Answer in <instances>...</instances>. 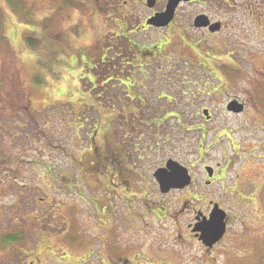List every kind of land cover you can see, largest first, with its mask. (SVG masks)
Instances as JSON below:
<instances>
[{
    "label": "rangeland",
    "instance_id": "1",
    "mask_svg": "<svg viewBox=\"0 0 264 264\" xmlns=\"http://www.w3.org/2000/svg\"><path fill=\"white\" fill-rule=\"evenodd\" d=\"M257 2L224 33L234 41L172 42L146 59L148 68L122 59L119 72L96 85L113 44L158 37L136 30L140 7L115 15L86 0H0V264L263 263L264 0ZM174 30L160 36L173 41ZM232 101L245 110L227 112ZM139 119L132 137L147 154L129 158L118 140L127 148L126 124ZM97 154L108 160L104 168L93 165ZM115 160L126 166L116 169ZM167 160L188 169L184 191L159 192L152 174ZM210 201L229 216L212 251L190 234Z\"/></svg>",
    "mask_w": 264,
    "mask_h": 264
},
{
    "label": "flooded vegetation",
    "instance_id": "2",
    "mask_svg": "<svg viewBox=\"0 0 264 264\" xmlns=\"http://www.w3.org/2000/svg\"><path fill=\"white\" fill-rule=\"evenodd\" d=\"M86 1L92 2L98 12H111L115 15H118V13H120V11H118L119 8L127 10V8H129V5L140 7L144 15V21H142L140 28H136V30H155L159 33L156 40L151 41L150 49L148 51L153 56H156L159 53L163 52L161 51L162 49H164L163 43L170 44L174 42L175 46L185 48H200L202 46H209L212 44L230 43L231 41H234V39L232 38H236L237 36L230 34L224 35V33L226 31L233 33L238 29V23L236 20L237 15L242 10L253 13V10H255L256 12V10L259 8V3L257 2V0H178L169 24L163 28H155L152 25H148L147 21L151 18H154L158 14L164 13L170 0H117V2H121L124 7L120 5L117 6L114 4H110V0H104L105 7L100 5L99 0ZM126 26L125 28H127ZM171 29H175V33H172V35H174L175 37L173 41H171L170 38L168 39V37L163 38L160 36L165 31H170ZM137 33H140V31ZM155 41L156 43L154 44ZM207 204V209L209 210H199V212H197L195 215L198 214L200 215V218L205 217L208 219L209 212L212 209L213 205L218 204L219 207L223 209L221 207V204L215 201H210ZM196 218L197 216H194V222L193 224H191L192 227L196 224ZM225 221L227 233L229 227L228 214L226 215ZM190 234L196 242L201 244L199 239L196 237L197 234L191 232V229ZM222 240L220 242H222ZM220 242L215 244L211 249H204L212 251L216 246H218ZM128 261L127 263L123 262V264H130V262Z\"/></svg>",
    "mask_w": 264,
    "mask_h": 264
},
{
    "label": "water",
    "instance_id": "3",
    "mask_svg": "<svg viewBox=\"0 0 264 264\" xmlns=\"http://www.w3.org/2000/svg\"><path fill=\"white\" fill-rule=\"evenodd\" d=\"M178 0H170L166 11L156 15L147 21L148 25L155 28H163L169 24L172 14L177 5ZM244 105L237 101H232L226 106V111L233 114L243 112ZM204 117L208 120V111H203ZM205 172L209 178L213 176V169L206 167ZM153 178L158 184L159 191L167 194L171 190H183L191 184V176L186 167L178 162L168 160L164 167L158 168L153 173ZM226 213L221 210L218 205H214L208 219L197 217V223L194 225L192 232L196 233V237L206 248H212L214 244L219 242L226 231Z\"/></svg>",
    "mask_w": 264,
    "mask_h": 264
},
{
    "label": "trees",
    "instance_id": "4",
    "mask_svg": "<svg viewBox=\"0 0 264 264\" xmlns=\"http://www.w3.org/2000/svg\"><path fill=\"white\" fill-rule=\"evenodd\" d=\"M18 11L19 12L21 11L20 7H18ZM27 42H28L27 44H29L30 47L36 49V46L38 44L37 41H35L34 39H28ZM138 43L139 42L137 40L136 41L133 40L132 43H129V46H127L126 48H123L122 46L117 47L116 44H113V47H111V48H110V46H107V49L110 48L111 50H108V53L105 55V60H104L105 63L102 64V65L99 64V66L97 67L96 73L94 75L95 76L96 85L104 82L107 78L110 77V74H116L117 72H119L116 69V65H117V67H120L122 59H124V62H126L128 64H131V67H133L134 65L135 66L136 65H142L143 67H147L148 68V63H146L148 60H146V59L150 58L149 56H153V55L150 54V52H148L149 49H150L151 43L149 45L147 43H139L140 44L139 45ZM155 43H156V41L154 42V44ZM165 45H166V43H163V47ZM160 49H162V48H160ZM38 50H40V49H38ZM163 50L164 49H162L161 51H163ZM110 52H112V55L109 54ZM54 53L56 54L55 51H54ZM159 55H160V53L158 54V56L157 55L156 56L159 57ZM128 67H130V66H128ZM166 68H167V70H172V67H170L169 65H167ZM104 104H106V103H104ZM106 105L109 106V104H106ZM124 119L127 120L126 116L124 117ZM140 120L141 119L138 120L139 122L136 125H133L131 123L130 124H126L127 130H129L127 134H129L131 136V137H129L130 141L128 142V145L130 144V147H128V145H127V148L125 147L126 146L125 138H122L121 140H118V143L120 144V151L123 153V155H126L129 158H131V156L135 153V157L137 159H140V157L138 155H136L137 152H140V153L144 152L145 154H147V151L145 152L144 148L142 150V147H141V144H140V140L137 139L138 137L137 138L132 137L134 134H136L140 130L139 126L142 124L141 123L142 121H140ZM128 125H129V128H128ZM125 134L126 133H123V136H125ZM125 137H127V136H125ZM134 139H137L138 145H136V143L134 142ZM97 158H98L99 161H97V159L95 158L93 160V165L94 166H98V167L101 165V167L104 168L103 162L106 163V162H108V160L106 158L102 159L101 157L98 156V154H97ZM133 158H134V156H133ZM112 165H114L116 169L120 168V167L123 168V167L126 166V161L121 162L120 160H115V162L112 163ZM131 165L133 166V168H135L137 170H133V171H131V170L129 171L128 170V171L131 172V174H133V175H137L138 174V169H140L139 166L138 165L136 166L135 164H131ZM102 170L103 169L100 170V173L103 172ZM118 172L122 173L120 171H118ZM102 174L105 175L106 173L103 172ZM112 176L113 177L115 176L114 173H112ZM119 176H121V177L119 178ZM117 178L122 180V175L121 174H117ZM58 183L60 184L61 181L58 180ZM121 183H124V182L122 181ZM32 219H33L34 222L38 221L39 225H43V224L45 226L48 225L46 220H45V218L43 216H40V217L32 216ZM5 241H7L8 243H11V245L13 243H16L15 237H12L11 239L7 238ZM13 254L14 255L17 254L19 256H21L23 254L25 256V252L23 250H19V249H16V251H13ZM262 264H264V260H263Z\"/></svg>",
    "mask_w": 264,
    "mask_h": 264
}]
</instances>
